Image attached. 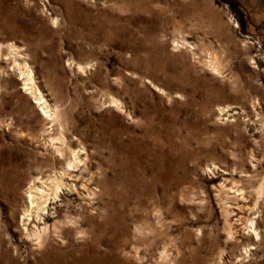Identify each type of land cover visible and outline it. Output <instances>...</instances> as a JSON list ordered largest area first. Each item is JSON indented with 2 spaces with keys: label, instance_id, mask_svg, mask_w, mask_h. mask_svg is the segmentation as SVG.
I'll list each match as a JSON object with an SVG mask.
<instances>
[{
  "label": "rangeland",
  "instance_id": "374dc122",
  "mask_svg": "<svg viewBox=\"0 0 264 264\" xmlns=\"http://www.w3.org/2000/svg\"><path fill=\"white\" fill-rule=\"evenodd\" d=\"M0 264H264V0H0Z\"/></svg>",
  "mask_w": 264,
  "mask_h": 264
}]
</instances>
